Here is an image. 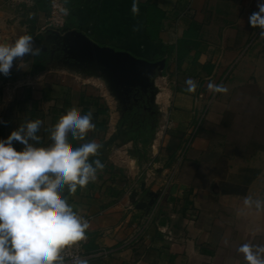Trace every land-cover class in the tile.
Here are the masks:
<instances>
[{
	"label": "crops",
	"instance_id": "1",
	"mask_svg": "<svg viewBox=\"0 0 264 264\" xmlns=\"http://www.w3.org/2000/svg\"><path fill=\"white\" fill-rule=\"evenodd\" d=\"M67 1L73 27L57 30L60 34L77 30L99 45L165 60L151 78L152 103L163 124L146 145L128 136L122 115L114 116L107 100L103 104L78 82V74L102 71L68 58L59 39H46L53 30L38 31L46 12L11 8L8 0H0V43L31 35L42 62L36 67V56L27 54L14 60L10 76L0 74V140L39 119L40 142L30 143L49 147L47 129L72 107L82 115L91 111L92 122L103 126L81 141L69 134L74 147L101 144L90 162L99 159L105 167L86 188L62 193L78 215L91 216L85 251H109L87 259L89 264H247L238 247L264 245V210L255 209L256 200L264 201V162L255 161L264 159V145L240 151L226 142L225 133L204 126L188 140L202 111L207 122L219 125L225 114L232 115L227 100L211 101L210 82L236 89L261 75L264 84V38L249 23L264 0H138V15L132 12L133 0ZM145 1L163 12L159 41L145 33ZM187 31L191 50L176 64V44ZM188 79L195 82V92L186 90ZM97 107H106L107 115H95ZM13 147L21 151L24 145L14 141ZM245 197L252 198L251 208L244 205ZM138 201L146 205L139 207ZM162 228L171 232V240Z\"/></svg>",
	"mask_w": 264,
	"mask_h": 264
},
{
	"label": "clouds",
	"instance_id": "2",
	"mask_svg": "<svg viewBox=\"0 0 264 264\" xmlns=\"http://www.w3.org/2000/svg\"><path fill=\"white\" fill-rule=\"evenodd\" d=\"M249 17L253 28H259L264 38V2ZM67 15V9H61ZM132 12L139 14L138 0H133ZM138 31V28H134ZM33 37L25 34L14 43H0V73L10 76L13 62L27 54L40 55L33 48ZM187 91L195 92L192 79L186 81ZM211 92L227 93L223 85L208 84ZM43 121H27L5 139L0 140V264H65L66 250L87 239L88 220L74 211L62 195L67 188L75 194L77 188H86L97 179V171L105 165L97 157L102 145L87 142L74 147L69 141L84 140L95 131L92 112L81 114L72 107L58 122L47 129L52 141L49 147H37V135ZM24 145L17 151L13 142ZM244 205L251 208L253 200L245 197ZM255 209L264 210V201L256 200ZM247 264H264V245L243 243L238 249ZM73 264H89L76 256Z\"/></svg>",
	"mask_w": 264,
	"mask_h": 264
},
{
	"label": "rangeland",
	"instance_id": "3",
	"mask_svg": "<svg viewBox=\"0 0 264 264\" xmlns=\"http://www.w3.org/2000/svg\"><path fill=\"white\" fill-rule=\"evenodd\" d=\"M106 78V75L99 71L78 74V82L88 88V92H91L98 100L101 99L103 104H106L107 100L108 104L112 107L114 116L122 115L128 130L135 129L132 121L137 120V118L145 120L151 115H154V118L150 122L154 126L155 131L160 129L163 120L160 116L158 117L160 114H157V105L149 100V96H147L144 108L133 106L131 102H128L129 104L127 103L128 105L124 106L123 101H120L111 92ZM248 79L250 82L246 80L236 89L231 85H226L225 87L228 89L227 93H213L211 101L217 98L224 99V101L227 100V110L230 109L232 115L228 116V114H225L222 123L219 125V123L213 124L207 122L205 119L207 111H202L201 116L192 125L194 129L196 128L195 133L202 126L210 131L225 133L226 142L232 144L231 146H237L240 151L253 150L258 146L264 145V84L261 82V75H256ZM162 81H159V85L162 87L166 86ZM160 86L155 88L157 90L156 94L159 92ZM151 91L153 93L155 92L154 89ZM256 160L260 163L262 161L264 162V159L260 156H256Z\"/></svg>",
	"mask_w": 264,
	"mask_h": 264
},
{
	"label": "water",
	"instance_id": "4",
	"mask_svg": "<svg viewBox=\"0 0 264 264\" xmlns=\"http://www.w3.org/2000/svg\"><path fill=\"white\" fill-rule=\"evenodd\" d=\"M59 39L61 49L68 58L80 66L93 67L101 70L107 77L109 88L120 101L128 99L131 90L148 92L152 101L154 93L151 78L156 70H162L165 60L150 61L136 57L125 50H115L112 47L99 45L77 30H70L60 34L51 31L46 39ZM135 192L132 193V196ZM132 201L134 199L132 198ZM137 206L144 207L145 201L136 202ZM151 204V203H149Z\"/></svg>",
	"mask_w": 264,
	"mask_h": 264
},
{
	"label": "trees",
	"instance_id": "5",
	"mask_svg": "<svg viewBox=\"0 0 264 264\" xmlns=\"http://www.w3.org/2000/svg\"><path fill=\"white\" fill-rule=\"evenodd\" d=\"M63 2L65 3V6L68 11V8H70V6L72 5H69L67 0H63ZM144 5H145L146 16H145V22L143 26H144L145 33L150 40L159 41L158 32L161 27L163 12L156 6L155 2L145 1ZM32 7H34V10L41 9L42 11L47 12L48 11V0H41V1L35 0V4ZM69 20H70V16H68L67 14L64 26L60 30L65 31L73 27V25L71 24ZM190 36H191V32L187 31L185 35L177 42L176 53H175L176 64L182 61L187 56L189 51L191 50ZM158 58L160 57L158 56ZM40 59H41L40 56H36L34 60V64L38 68L42 67V62L40 61ZM99 114L107 115V108L97 107L95 115H99ZM153 118H154V115L149 116L145 120L142 118L140 119L137 118V120L133 123V127H135V129L128 130L127 135L141 142L142 145L148 144L152 140L154 136V132H155L154 126L150 122L151 119ZM95 125L97 128L103 127L101 124H95Z\"/></svg>",
	"mask_w": 264,
	"mask_h": 264
},
{
	"label": "built area",
	"instance_id": "6",
	"mask_svg": "<svg viewBox=\"0 0 264 264\" xmlns=\"http://www.w3.org/2000/svg\"><path fill=\"white\" fill-rule=\"evenodd\" d=\"M34 3L35 0H8L9 6L15 9L21 8L22 6L32 7ZM61 9H67L63 0H48V11L42 18L40 25L38 27V31L42 32L46 30H53V31L60 30L64 26L67 17V15H65L61 11ZM195 129L193 127L191 128L190 136L188 140L189 142L195 133ZM82 217L88 221L91 218V216L89 215H84ZM161 230L165 234V237L168 240L172 239V235L169 230H167L166 228H162ZM86 242L87 239L85 241L80 242L78 245L74 246L73 248L66 250V252L64 253L65 264H73V260L76 256H79L82 259H89L95 257H105L108 255L109 251L105 249L90 251V252L85 251L84 246Z\"/></svg>",
	"mask_w": 264,
	"mask_h": 264
},
{
	"label": "flooded vegetation",
	"instance_id": "7",
	"mask_svg": "<svg viewBox=\"0 0 264 264\" xmlns=\"http://www.w3.org/2000/svg\"><path fill=\"white\" fill-rule=\"evenodd\" d=\"M147 96H148V92L147 93H144L141 91L137 92L136 89H133L128 94L129 99H125L123 102V105L127 106L129 104L128 102H131L133 106L135 105V106L144 108ZM135 121L136 120L132 121V123H134Z\"/></svg>",
	"mask_w": 264,
	"mask_h": 264
}]
</instances>
